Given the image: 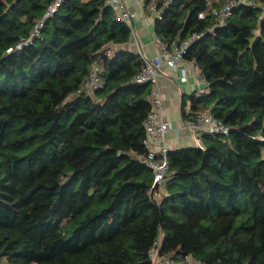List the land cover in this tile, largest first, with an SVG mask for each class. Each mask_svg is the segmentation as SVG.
Returning <instances> with one entry per match:
<instances>
[{
	"label": "trees",
	"instance_id": "obj_1",
	"mask_svg": "<svg viewBox=\"0 0 264 264\" xmlns=\"http://www.w3.org/2000/svg\"><path fill=\"white\" fill-rule=\"evenodd\" d=\"M52 0H0V264H152L161 256L198 264H264V0H157L162 44L203 34L184 59L209 90L190 112H210L229 134L168 153L159 196L145 163L150 84H135L139 52L107 0H65L41 37L29 36ZM98 63L104 86H82Z\"/></svg>",
	"mask_w": 264,
	"mask_h": 264
},
{
	"label": "built area",
	"instance_id": "obj_2",
	"mask_svg": "<svg viewBox=\"0 0 264 264\" xmlns=\"http://www.w3.org/2000/svg\"><path fill=\"white\" fill-rule=\"evenodd\" d=\"M107 1L113 8L117 21L125 22L132 28V19L136 16V13L128 8L126 0ZM64 2L65 0H52L45 13L36 20L29 36L21 39L14 47L8 49V52L17 51L29 46L37 38L41 37L46 22L61 9ZM148 2L150 9L156 14V17L161 18V12L157 9V0H148ZM243 4L249 5L252 3L250 0H225L220 7L214 8L212 15L214 16L215 25L209 28V30L214 32L216 26H223L233 14L235 8ZM202 36V33H195L188 39L173 43L171 47L161 43L162 54L154 58L142 54V68L133 79L135 84L147 83L152 87L150 95L152 109L145 122L146 136L144 144L147 154L144 161L153 171L154 179L152 187L158 188L154 193L156 196H159L161 191H163L164 182L169 173L168 153L171 150V145L168 142L167 135L169 130L172 129L171 122L164 115L165 101L160 86L162 69L164 65H167L171 71H178L180 63L184 60V56L191 44ZM192 63L195 64V67H198L195 61H192ZM187 77L188 71L182 70V81H186ZM199 81L200 84L194 91L197 97H200L209 90V84L200 69ZM104 83L105 81L100 73L98 63H94L88 78L82 86V90L87 94H95L98 89L104 86ZM182 123L183 127L193 136L195 146L200 148L204 146L203 136L205 134H229L230 132V127L216 118L208 108L183 117ZM159 247L160 244L157 242L149 252L152 264H198L191 254H186L182 259L161 256Z\"/></svg>",
	"mask_w": 264,
	"mask_h": 264
},
{
	"label": "crops",
	"instance_id": "obj_3",
	"mask_svg": "<svg viewBox=\"0 0 264 264\" xmlns=\"http://www.w3.org/2000/svg\"><path fill=\"white\" fill-rule=\"evenodd\" d=\"M128 8L136 13L132 19L133 34L129 42L109 43L106 48L114 56L121 50L139 52L150 58L162 54L161 41L155 32L156 14L150 9L148 0H126ZM188 71L186 81H182V70ZM199 68L192 61L184 59L178 71L164 65L160 86L164 95V115L171 122L168 132L171 149L195 146L193 136L183 127V106L190 112L191 95L199 86ZM7 264V263H6Z\"/></svg>",
	"mask_w": 264,
	"mask_h": 264
},
{
	"label": "rangeland",
	"instance_id": "obj_4",
	"mask_svg": "<svg viewBox=\"0 0 264 264\" xmlns=\"http://www.w3.org/2000/svg\"><path fill=\"white\" fill-rule=\"evenodd\" d=\"M2 264H6L5 261Z\"/></svg>",
	"mask_w": 264,
	"mask_h": 264
}]
</instances>
